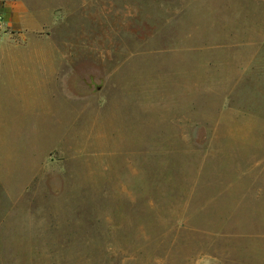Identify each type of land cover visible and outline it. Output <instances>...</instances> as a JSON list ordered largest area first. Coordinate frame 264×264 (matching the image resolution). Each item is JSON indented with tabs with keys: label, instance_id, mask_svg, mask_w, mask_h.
I'll list each match as a JSON object with an SVG mask.
<instances>
[{
	"label": "rangeland",
	"instance_id": "rangeland-1",
	"mask_svg": "<svg viewBox=\"0 0 264 264\" xmlns=\"http://www.w3.org/2000/svg\"><path fill=\"white\" fill-rule=\"evenodd\" d=\"M0 264H264V0H0Z\"/></svg>",
	"mask_w": 264,
	"mask_h": 264
}]
</instances>
